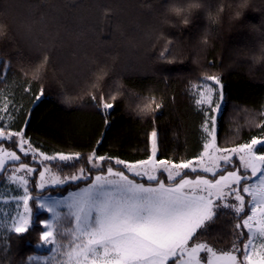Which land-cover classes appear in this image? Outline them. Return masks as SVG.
Returning <instances> with one entry per match:
<instances>
[{
  "label": "trees",
  "instance_id": "obj_1",
  "mask_svg": "<svg viewBox=\"0 0 264 264\" xmlns=\"http://www.w3.org/2000/svg\"><path fill=\"white\" fill-rule=\"evenodd\" d=\"M37 2L0 0V23L6 25L0 36V107L5 98L11 101L8 112H0V124L11 125L6 131L23 128L33 148L49 155L76 151L87 155L95 147L99 155L132 163L151 154L150 133L155 129L157 159L177 163L194 159L203 150L206 136L202 127L206 106L202 110L195 100L208 74L221 77L225 95L216 125L217 145L231 148L260 136L264 62L257 65L253 57L264 43V0H248L238 20L231 17L239 0H203L205 11L224 9L219 22L206 19L205 11H200L186 28L161 23L170 0H68L67 9L66 0H50L63 13L59 23L50 21L47 27L36 23L29 31L26 24ZM147 4L152 7L141 6ZM100 6L112 8L110 19L100 20ZM206 33L208 43L204 44ZM45 54L50 62L39 79H33L31 73ZM101 67L106 74L98 78L96 71ZM41 87L44 98L34 103ZM93 94L97 101L103 95L114 104L108 115L93 106ZM153 100L162 107L155 109ZM147 103L155 110L141 112ZM7 147L17 149L10 143ZM11 164L0 173V182L11 173ZM53 166L59 175L76 171ZM35 181L30 183L33 193L37 192ZM77 188L70 184L46 192L65 194ZM248 199L246 214H250ZM35 205L32 201L34 210ZM45 218L46 212L37 217ZM238 222L230 209L222 207L201 240L227 249ZM40 230L37 225L22 235L1 234L0 264H40L28 260L45 252L37 247ZM243 231L246 238L247 230Z\"/></svg>",
  "mask_w": 264,
  "mask_h": 264
},
{
  "label": "snow or ice",
  "instance_id": "obj_2",
  "mask_svg": "<svg viewBox=\"0 0 264 264\" xmlns=\"http://www.w3.org/2000/svg\"><path fill=\"white\" fill-rule=\"evenodd\" d=\"M70 6L66 0L64 8ZM141 6L152 7L151 4ZM33 9L26 24L29 31L36 23L42 27H47L50 21L57 24L63 14L50 0H38ZM100 9L101 21L113 15L111 7L100 6ZM223 10L222 7L217 8L219 14ZM5 28L6 25L0 23V36L5 34ZM80 31L82 33L84 29ZM206 36L207 33L202 41L204 44L208 43ZM259 51H264V43L259 45ZM165 52L170 53V49H165ZM49 62V56L45 54L38 67ZM4 69L7 71V64ZM104 74L105 68L97 69L98 78ZM33 79L38 80L39 77ZM201 84L195 103L202 110L206 106L202 125L206 134L203 150L194 159L178 163L156 158L158 131L155 129L150 133L151 154L148 158L129 163L99 155L95 147L87 155L79 151L48 155L33 148L30 140L25 138L23 128L6 133L5 129L11 125L0 124V145L8 142L33 161L38 155L41 164L59 165L60 171L63 168L76 169L72 174L59 175L44 166L39 170L38 181H35L37 188L44 190L49 186L75 184L78 190L68 192L62 199L51 195L33 197L27 185L29 177L38 169L20 162L21 156L17 151H6L0 147V172L7 170L6 162L19 163L7 179L22 187L24 193L17 197L22 201L23 212H18L13 218L11 230L22 235L38 225L41 230L37 247L52 246L50 256L36 259L42 264H51L59 253L64 259L57 264H264V122L260 125L262 132L259 137L254 136L248 142L231 148L219 147L216 125L225 99L221 77L205 75ZM44 95L45 90L41 87L34 94L33 102L39 103ZM110 99L114 101L116 96ZM91 100L95 102L93 106L105 115L114 107L103 95L97 101L93 94ZM10 103L5 98L0 112L7 113ZM161 107L155 103V109ZM155 109L147 103L140 111L147 113ZM100 143L102 140L97 141V147ZM235 155H238L240 165L229 170ZM78 164L81 165L79 168ZM121 165L122 169L118 167ZM189 173L196 174L195 180L186 178ZM165 174L166 179H161ZM209 174L211 178H208ZM137 178H146L148 183L139 182ZM253 178L255 182H251ZM80 183L85 186L79 187ZM246 196L251 214L245 212ZM30 201L36 202L35 210ZM61 207L67 211H60ZM222 207L230 209L240 221L234 225V240L227 249H217L201 240ZM40 212L49 213L50 218L37 219ZM69 220L72 227L61 230L64 222ZM243 229L247 230L246 238ZM33 259V256L28 257L29 261Z\"/></svg>",
  "mask_w": 264,
  "mask_h": 264
},
{
  "label": "rangeland",
  "instance_id": "obj_3",
  "mask_svg": "<svg viewBox=\"0 0 264 264\" xmlns=\"http://www.w3.org/2000/svg\"><path fill=\"white\" fill-rule=\"evenodd\" d=\"M201 88H202V86L197 88V94L199 93ZM6 120H7V118H6ZM0 123H1V119H0ZM5 123H7V122H5ZM6 133H7V131H6ZM7 143L8 142H6V145H5V143L2 144L0 147H3L6 151H17V154L21 156L20 162L27 163L30 167L38 169V171L36 173L32 174V176L29 177V184L27 185V187L29 189V194L31 196H33V197H47V196L51 195L56 199H62L63 197H65L68 194V192L78 190V188L75 190H70L65 194H62L61 191H59V192H55V191L54 192H46V190L53 187V186H49V187H46V189H44V190H40L39 188L36 187L37 192L36 193L31 192L30 183L32 182L33 178L36 179V181H38L39 170H43L44 166L47 165L48 167H50L52 169L53 172H56L57 174H59V173L56 171L53 164L49 165L47 162H44V164H41L40 163L41 158L38 155H37L35 161H33L31 157L24 156L22 153H20L18 151V149L8 148ZM53 155H56V154H53ZM8 163H10V162H6V165ZM220 164H221V167H224L223 162H220ZM239 165H240L239 157H238V155H235L232 158V164L229 165L228 168H229V170H234L235 168L239 167ZM15 167H19V164H11V166H10L11 173L9 175L12 174V169ZM118 167H120L121 169L123 168L122 165L118 166ZM185 171H189V170H185ZM242 171L243 170L241 169V172ZM22 174H24V173H19L18 175H22ZM200 174L203 175V173H200ZM7 177L2 182H0V235L3 233H6V232L12 231L11 230V224H12L13 218H15L17 216L18 212H21V213L23 212L22 201H18V199H17V197L22 196L24 194L23 189H22V187H19L15 182L8 180ZM160 178L166 179V174H165V176H161ZM186 178L191 179V180H195L196 174L195 173H189V175ZM208 178H211L210 174H209ZM137 180L139 182H143L146 184L148 183V182H146V178H144V179L137 178ZM251 182H255V178H253V180ZM84 186L85 185L80 186V187H84ZM54 188H56V187H54ZM45 202H48V201H45ZM31 203H32V201H30V206H31ZM60 211L66 212L67 209L61 207ZM48 218H50L49 213H47V218H45V219H48ZM65 227H72V222L70 220L67 222L65 221L61 230H63V228H65ZM64 243L67 244V239L64 240ZM51 247H52L51 245L46 246V247H44V246L40 247V248L44 249L45 252H44V254L33 256L34 260L36 262L42 264V261H40L39 259H36V257L50 256L51 255V252H50ZM201 255H204V254L202 253ZM63 259H64V257H62L58 253L56 255L55 260L51 261V264H57L58 261L63 260Z\"/></svg>",
  "mask_w": 264,
  "mask_h": 264
},
{
  "label": "clouds",
  "instance_id": "obj_4",
  "mask_svg": "<svg viewBox=\"0 0 264 264\" xmlns=\"http://www.w3.org/2000/svg\"><path fill=\"white\" fill-rule=\"evenodd\" d=\"M248 0H239L237 11L231 17L234 20L242 18L244 11L247 9ZM200 11H205L203 0H185L183 3H178L176 0H170V3L165 7V13L161 23L172 28H186L192 23L193 16ZM205 18L218 23L220 14L211 11H205ZM264 62V51H259L255 55L254 63L260 64ZM43 66H39L31 73L33 78H38Z\"/></svg>",
  "mask_w": 264,
  "mask_h": 264
}]
</instances>
